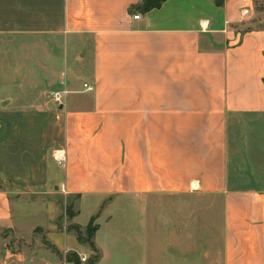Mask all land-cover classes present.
<instances>
[{
  "label": "crops",
  "instance_id": "obj_1",
  "mask_svg": "<svg viewBox=\"0 0 264 264\" xmlns=\"http://www.w3.org/2000/svg\"><path fill=\"white\" fill-rule=\"evenodd\" d=\"M143 2L0 0V264H264V0Z\"/></svg>",
  "mask_w": 264,
  "mask_h": 264
},
{
  "label": "built area",
  "instance_id": "obj_2",
  "mask_svg": "<svg viewBox=\"0 0 264 264\" xmlns=\"http://www.w3.org/2000/svg\"><path fill=\"white\" fill-rule=\"evenodd\" d=\"M134 18L136 20H140L141 18V13H136L134 15ZM87 86V85H85ZM62 94L61 92H54L51 94V97L52 99L57 103V104H61V101H62ZM54 161L56 162V164L60 167H63L66 165L67 163V153L64 149H60V150H57L56 152H54ZM80 261L81 263H87L89 262L88 258L86 257H80Z\"/></svg>",
  "mask_w": 264,
  "mask_h": 264
},
{
  "label": "rangeland",
  "instance_id": "obj_3",
  "mask_svg": "<svg viewBox=\"0 0 264 264\" xmlns=\"http://www.w3.org/2000/svg\"><path fill=\"white\" fill-rule=\"evenodd\" d=\"M258 5H259V8H260L262 13L257 17L256 23L251 26L252 28H264V2L259 3ZM4 89L5 88L0 89V94H6L8 92L9 93L11 92L10 89H7V90H4ZM87 235L89 237V232ZM10 243H11V245L15 251L24 249V246L21 243L16 244V242H14L12 240L10 241ZM26 244L28 245V246H26V248H29V247L34 248L33 247L34 245H30L28 243H26ZM7 249H8V247L5 248L4 245L0 247V250H3L5 252L7 251ZM3 257H4L3 253H0V261L2 260Z\"/></svg>",
  "mask_w": 264,
  "mask_h": 264
},
{
  "label": "trees",
  "instance_id": "obj_4",
  "mask_svg": "<svg viewBox=\"0 0 264 264\" xmlns=\"http://www.w3.org/2000/svg\"><path fill=\"white\" fill-rule=\"evenodd\" d=\"M165 2V0H144L143 4L141 5V10L146 12L156 8H160L161 5ZM216 4L222 6L225 0H215ZM93 235V228H89V240H91ZM81 262V261H80ZM96 260L90 261L88 264H95Z\"/></svg>",
  "mask_w": 264,
  "mask_h": 264
},
{
  "label": "water",
  "instance_id": "obj_5",
  "mask_svg": "<svg viewBox=\"0 0 264 264\" xmlns=\"http://www.w3.org/2000/svg\"><path fill=\"white\" fill-rule=\"evenodd\" d=\"M3 255H5V254L3 253Z\"/></svg>",
  "mask_w": 264,
  "mask_h": 264
}]
</instances>
